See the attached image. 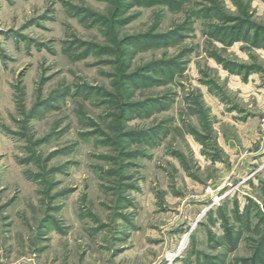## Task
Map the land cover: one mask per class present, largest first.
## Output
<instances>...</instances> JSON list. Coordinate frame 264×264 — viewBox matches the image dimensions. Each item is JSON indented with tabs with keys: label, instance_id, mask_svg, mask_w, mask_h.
I'll use <instances>...</instances> for the list:
<instances>
[{
	"label": "rangeland",
	"instance_id": "1",
	"mask_svg": "<svg viewBox=\"0 0 264 264\" xmlns=\"http://www.w3.org/2000/svg\"><path fill=\"white\" fill-rule=\"evenodd\" d=\"M263 237L264 0H0V264Z\"/></svg>",
	"mask_w": 264,
	"mask_h": 264
},
{
	"label": "trees",
	"instance_id": "2",
	"mask_svg": "<svg viewBox=\"0 0 264 264\" xmlns=\"http://www.w3.org/2000/svg\"><path fill=\"white\" fill-rule=\"evenodd\" d=\"M259 244L260 245L254 250L252 256L248 260H245V263L264 264V237Z\"/></svg>",
	"mask_w": 264,
	"mask_h": 264
}]
</instances>
